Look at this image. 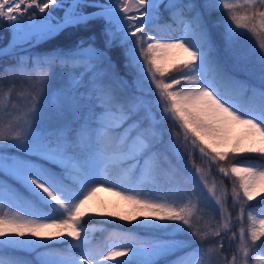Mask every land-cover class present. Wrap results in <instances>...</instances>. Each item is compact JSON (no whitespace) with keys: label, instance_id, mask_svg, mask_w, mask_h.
Wrapping results in <instances>:
<instances>
[{"label":"snow or ice","instance_id":"1","mask_svg":"<svg viewBox=\"0 0 264 264\" xmlns=\"http://www.w3.org/2000/svg\"><path fill=\"white\" fill-rule=\"evenodd\" d=\"M165 13L171 23L161 31ZM0 26L11 33L0 56L51 45L15 56L17 63L4 68L29 82L40 71L24 96L23 117L0 131V264H160L168 257L167 264H264V207L256 212L249 203L259 198L264 205V0H0ZM98 35L102 47L96 45ZM73 36V45L59 43ZM245 38L258 42L251 50L259 65L258 87L232 75L219 58L222 46L239 63L245 57L236 49ZM86 40L91 43L85 47ZM115 47L122 49L123 66L143 96L125 95L128 81L119 73V90L108 79V69L116 70L109 55ZM166 53L183 58L166 63ZM56 67L71 72L66 89L51 100L48 85ZM145 82L156 91H146ZM3 88L0 82L11 104L15 85ZM156 95L155 101L146 98ZM50 101L57 111H71L75 126L43 128L41 113ZM161 104L157 120L153 105ZM166 119L178 129L165 142L156 126ZM237 124L246 134L231 140L229 131ZM197 153L207 169L195 163ZM245 155L258 159H241ZM213 169L232 180L230 196L214 179L209 186ZM161 177L175 186L174 194H160ZM109 183L107 190L134 209L120 219L140 231L122 233L118 243L98 251L83 221L98 214L86 205ZM201 185L207 196L198 190ZM201 197L214 202L205 204L214 215L203 225ZM229 199L233 208L239 206L236 219L243 225L247 211L249 221L240 227L235 248V232L226 246L222 238L234 227Z\"/></svg>","mask_w":264,"mask_h":264},{"label":"rangeland","instance_id":"2","mask_svg":"<svg viewBox=\"0 0 264 264\" xmlns=\"http://www.w3.org/2000/svg\"><path fill=\"white\" fill-rule=\"evenodd\" d=\"M184 2H187V0H184ZM197 2H202V0H197ZM229 2L231 3H240L242 4L244 2V0H229ZM53 10V9H52ZM51 10V11H52ZM241 11H243L241 9ZM53 13L55 14V12L53 11ZM40 15V14H39ZM217 18V14H214L211 17V20H215ZM97 31H99V25L97 27ZM103 37L98 35L97 41H96V45L102 47V41H103ZM252 39H255V37H253ZM88 43H91V41H87L85 43V47L87 46ZM253 47H258V42L256 45H253L252 40L251 39H243L240 44L237 46V54H243L245 58L241 59L239 61V63H237L236 59L234 58V56L230 53H227L223 50V47L221 46L220 50H219V58L222 64H224L225 68L227 70H231L235 73H237L239 75V77L241 78V80H248L249 83L255 85V86H259V65L256 63L255 58L251 55V50ZM121 54H122V49L118 50ZM183 57L179 54H169L166 53L164 54L163 60L166 63H173L176 61H179L180 59H182ZM123 64H119L116 65V70L115 72H113L111 69H108V79L111 80V82L113 83V86L116 87L119 90V83L118 81H116V73H119L120 76L124 77L127 81H128V87L124 90V94L125 95H135V96H143L144 93L143 92H138L135 91V86L133 85V77L132 75H128V69L124 68V60L122 61ZM106 67V65H105ZM65 72H59V79L58 81L55 83V89L53 90V92L48 93L49 97L51 98V100H54L57 94V90H64L67 87V83H68V79H69V75L71 70H62ZM78 71V70H77ZM165 82H170L167 79H165ZM144 88L147 91L149 88L151 89L152 92H155V86L154 85H150L147 82H145L144 84ZM83 91V89H81ZM175 90V89H173ZM148 99H152V100H157L159 99L158 95L156 96H149L146 97ZM50 102L45 103L44 108L42 110L41 113V125L43 128H45L46 130H54L57 128H60L64 125H74V116L72 114L71 111L69 110H64V111H57L56 108L54 106H50ZM1 105L6 107V99L4 98L1 102ZM28 107V102H25L23 104V107L21 110H16V111H11L8 114V117L3 121L2 124V131H6L8 126L19 121L22 117L24 112L26 111ZM162 107L163 105H160V109H157L155 105H153V112L156 115L157 120L160 119V111H162ZM157 130H163L164 135H163V139L164 141H168L170 134L178 129V125L176 126V128L173 127L172 122L169 119L164 120L162 123L157 124ZM246 134V129L244 126L242 125H233L229 131V137L231 140L237 139L239 137H242ZM166 138H165V137ZM185 161L188 162L187 160V156H185ZM199 158V154H196V158H195V163L197 165H201L200 163V159ZM203 166H207L206 164H203ZM220 174V173H219ZM218 174V176H219ZM212 176V174H211ZM211 176H209V186H211L212 184V179ZM218 179V183H217V188L221 187V184L219 183V178ZM221 179H224L222 174H221ZM167 182V187H165L164 183L166 184ZM159 183L162 184L159 185L160 187V194L163 195L164 193H168L169 195H172L175 193V186L168 182L165 178L161 177L159 180ZM95 185H92V187H94ZM111 187V184H105L104 187H101L99 189H97L91 196L88 205H86V207H90L92 209L95 210L96 213H103L105 214L104 217L100 216V215H95V216H88L84 219L83 224L84 227L87 228L89 230V236L92 239V247L95 250H104L108 245L112 244V243H118V238H106L103 236V232L105 229L106 225H114V226H122V227H126V228H130L128 226V222L120 219V217L125 216V215H132L134 214V209L133 206L126 201L125 199H123L121 196H118L115 194V191H108L107 188ZM187 191H191L192 186L191 185H186L185 186ZM119 190V189H117ZM198 190H203L204 192V196H207V190L203 189V186H200V189ZM208 203H212L214 205V202L209 200H205L204 197H201L200 202L197 204V208H198V215H200L202 217L201 219V224L203 225L205 222H207L209 220L210 217H212L214 215V209L213 207H206L205 204ZM218 211V208H217ZM240 211V210H239ZM111 212H115L118 213L119 215L117 217H107L106 214L107 213H111ZM247 212V211H246ZM230 216H231V220L232 223L234 225V227L231 228L230 231H228L227 235H224L222 238L225 241V246L227 245V241H228V237L232 235V232L236 233V241L233 245V247L235 248V244H238L239 242V229L240 227H247L248 226V215L247 218L245 220V218H243L244 223L243 225L240 223L239 220H237L235 218L234 215H231L234 213V211L229 210ZM237 217V216H236ZM105 219L107 220V222H105ZM216 220H219V216L216 215ZM136 232H139V229H133ZM114 237V236H112ZM187 239L190 240H194L193 237L189 236L186 237ZM221 239L220 237H209L208 241H212V240H219ZM196 243L198 242H194L193 247L196 246ZM204 246L205 248L209 247V243L208 242H204ZM58 248H63L66 247V245L63 244H58L57 245ZM79 251V250H77ZM223 255L228 256V258H231L232 253L227 251V247H225V252L223 253ZM258 255V254H257ZM253 259H255V256L253 257ZM32 260V257L30 256V261ZM211 264H216L215 260L211 261Z\"/></svg>","mask_w":264,"mask_h":264},{"label":"trees","instance_id":"3","mask_svg":"<svg viewBox=\"0 0 264 264\" xmlns=\"http://www.w3.org/2000/svg\"><path fill=\"white\" fill-rule=\"evenodd\" d=\"M61 13H62V11L60 9L55 10V15L59 16V15H61ZM159 23H160L161 31H167L168 30L167 27H165V26L167 24H170L171 21L169 20V16L167 13L164 14L163 18L161 19V21ZM81 35L86 36V34H81ZM8 38H9V30L1 29L0 30V46L4 45L7 42ZM75 40H76L75 36H73L71 38H62L59 41V43L61 45L70 46V45L74 44ZM50 47H51V45L33 48L28 53H21L18 50L13 54V56H1L0 57V82H2V84L4 85L3 91H7V87L9 85H13V84L15 85V91L12 94L11 104H8V101L6 100V105L8 106L7 110H6V107L1 105V102L5 97L2 95V93H0V131H2L1 129H2L3 121L8 117V114L12 111V105H15L16 110H21L23 107V104L25 102H28L26 99H24V96H26L27 93L32 90V85L35 84L36 77L38 76L39 71H40V70H36L34 73H32L33 80L31 82H29L26 79L25 74H21L19 72H5L4 71L5 66L16 64L17 61L14 58L15 56L32 55L36 52L42 53L46 50V48H50ZM118 50H121V49L118 47L113 48L109 52V55L112 57V60L116 65H119V64L122 65L123 64L122 61L124 60V56ZM62 70H70V69L56 67V68L51 70V81H50V84L48 85V93L53 92V90L55 89V83L59 79V72H61V73L65 72ZM45 71H47V69H45ZM245 81H247L249 83L248 80H245ZM249 84H251V83H249ZM251 85H253V84H251ZM228 93L234 94L239 99H246L245 97H241L239 94L233 92L232 89H229ZM218 174L219 173H215L214 171H212V176H211L212 182L214 179L218 183L217 177L219 178V181L222 180L221 174H219V176H218ZM159 185H161V187H162L161 183H159ZM164 185H165V187H167V182H166V184L164 183ZM224 186H226V184ZM224 186L221 185V187H224ZM237 207L238 206H236L235 208H237ZM228 208H229V210L233 209L229 204H228ZM246 218L247 217H245V220H246ZM129 231H134V230L132 228H126V227H122V226L120 227V226H114V225H106L104 232H103V236L106 238H118L120 236V234L125 233V232H129ZM112 236H114V237H112ZM18 255L24 256L27 260L30 261V256L27 255L26 253H19ZM168 259H171V257H168L164 260H161L160 264H167Z\"/></svg>","mask_w":264,"mask_h":264},{"label":"flooded vegetation","instance_id":"4","mask_svg":"<svg viewBox=\"0 0 264 264\" xmlns=\"http://www.w3.org/2000/svg\"><path fill=\"white\" fill-rule=\"evenodd\" d=\"M170 71H171V70H170ZM228 71H229V70H228ZM229 72H230L232 75H234L235 77H237L238 79L241 80V78L239 77V75H238L237 73L232 72V71H229ZM167 75H168V74L166 73V74H165V79H167ZM221 87H222V89H223L224 91H226V92H228L229 89H231V88H229L226 84H221ZM229 94H230V95H234V94H232V93H229ZM234 96H235V95H234ZM235 97H236V99L239 100L242 104L247 102V99H239L237 96H235ZM164 137H165V136H164ZM185 158H186V157H184V159H185ZM198 159H199V158H198ZM241 159L257 160L258 158L255 157V156H252V155H245V156H242ZM187 160H188V157H187ZM185 162H186V161H185ZM186 163H187V162H186ZM200 163H201V161H200ZM200 166L203 167V168H205V169H207V166H203V163H201ZM213 171H214L215 173H218V171L215 170V169H213ZM223 178H224V177H223ZM225 184H226V186H224ZM223 186H224L225 188H227V190H228V192H229V196H230V194H231V188H232V180H231V179H226V178H224V184H223ZM258 200H259V198H256L254 201L249 202V203L253 206V208H254V210H255L256 212H259V211L261 210V208L264 207V205H261V204L258 203ZM228 204L232 207L231 199H229ZM232 208H233V207H232ZM232 211H234V213L231 214V215H234L235 218H236V216L239 215V206H238L237 208H233ZM247 215H248V213L245 211V213H244V217H243V218L247 217Z\"/></svg>","mask_w":264,"mask_h":264},{"label":"water","instance_id":"5","mask_svg":"<svg viewBox=\"0 0 264 264\" xmlns=\"http://www.w3.org/2000/svg\"><path fill=\"white\" fill-rule=\"evenodd\" d=\"M1 27V26H0ZM9 41L10 39L8 40V42L6 44H4L3 46L0 47V49H3L6 45H9ZM1 57V56H0Z\"/></svg>","mask_w":264,"mask_h":264},{"label":"bare ground","instance_id":"6","mask_svg":"<svg viewBox=\"0 0 264 264\" xmlns=\"http://www.w3.org/2000/svg\"><path fill=\"white\" fill-rule=\"evenodd\" d=\"M171 70V69H170ZM99 190H101L100 188H99Z\"/></svg>","mask_w":264,"mask_h":264}]
</instances>
